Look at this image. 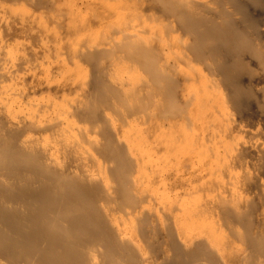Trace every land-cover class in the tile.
Instances as JSON below:
<instances>
[{"label":"bare ground","instance_id":"1","mask_svg":"<svg viewBox=\"0 0 264 264\" xmlns=\"http://www.w3.org/2000/svg\"><path fill=\"white\" fill-rule=\"evenodd\" d=\"M0 264H264V0H0Z\"/></svg>","mask_w":264,"mask_h":264}]
</instances>
